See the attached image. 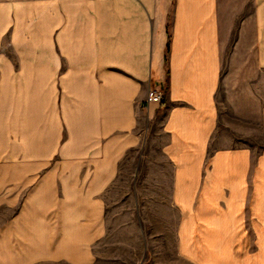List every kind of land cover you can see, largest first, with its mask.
Here are the masks:
<instances>
[{
    "label": "crops",
    "instance_id": "1",
    "mask_svg": "<svg viewBox=\"0 0 264 264\" xmlns=\"http://www.w3.org/2000/svg\"><path fill=\"white\" fill-rule=\"evenodd\" d=\"M20 8L0 0V40L19 26ZM44 10L60 44L76 47L94 45L79 38L82 16L106 14L109 57L161 91V102L147 99L146 120L170 176L172 264H264V149L219 144L216 98L225 71L264 78V0H236L226 27L221 0H45ZM260 113L264 128V104ZM60 171V184L44 181L43 214L29 204L0 226V264L4 254L11 264H98L91 246L103 227L87 207L97 204L79 189L80 169Z\"/></svg>",
    "mask_w": 264,
    "mask_h": 264
},
{
    "label": "rangeland",
    "instance_id": "2",
    "mask_svg": "<svg viewBox=\"0 0 264 264\" xmlns=\"http://www.w3.org/2000/svg\"><path fill=\"white\" fill-rule=\"evenodd\" d=\"M44 1L20 0L19 26L0 40V226L29 204L43 214L44 181L66 179L60 168L80 169L79 189L85 200H95L98 207H87L103 227L91 260L172 264L175 214L169 172L151 138L156 124L146 120L150 79L134 77L122 57H109L106 14L82 16L78 24L79 38H93L94 45H61ZM235 2L221 0L224 27ZM226 73L216 97L219 144L260 151L264 78ZM3 260L11 264V255Z\"/></svg>",
    "mask_w": 264,
    "mask_h": 264
},
{
    "label": "built area",
    "instance_id": "3",
    "mask_svg": "<svg viewBox=\"0 0 264 264\" xmlns=\"http://www.w3.org/2000/svg\"><path fill=\"white\" fill-rule=\"evenodd\" d=\"M162 95L159 92H155V94H152L148 100L151 102L159 103L161 102Z\"/></svg>",
    "mask_w": 264,
    "mask_h": 264
}]
</instances>
